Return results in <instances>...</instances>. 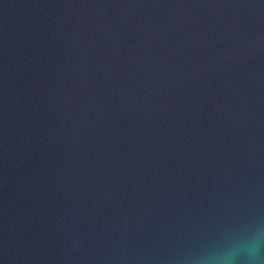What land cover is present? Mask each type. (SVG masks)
<instances>
[{
  "label": "water",
  "instance_id": "1",
  "mask_svg": "<svg viewBox=\"0 0 264 264\" xmlns=\"http://www.w3.org/2000/svg\"><path fill=\"white\" fill-rule=\"evenodd\" d=\"M0 264H264V0H0Z\"/></svg>",
  "mask_w": 264,
  "mask_h": 264
},
{
  "label": "clouds",
  "instance_id": "2",
  "mask_svg": "<svg viewBox=\"0 0 264 264\" xmlns=\"http://www.w3.org/2000/svg\"><path fill=\"white\" fill-rule=\"evenodd\" d=\"M252 254H253V256L255 255V249L252 250Z\"/></svg>",
  "mask_w": 264,
  "mask_h": 264
}]
</instances>
